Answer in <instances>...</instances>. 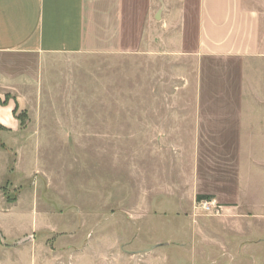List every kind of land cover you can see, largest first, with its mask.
Instances as JSON below:
<instances>
[{
	"label": "rangeland",
	"instance_id": "1",
	"mask_svg": "<svg viewBox=\"0 0 264 264\" xmlns=\"http://www.w3.org/2000/svg\"><path fill=\"white\" fill-rule=\"evenodd\" d=\"M163 1L174 25L196 0ZM170 36L49 56L22 85V143L0 140V264H264V212L195 199L187 154L159 145L157 110L189 104L174 92L198 69Z\"/></svg>",
	"mask_w": 264,
	"mask_h": 264
},
{
	"label": "crops",
	"instance_id": "2",
	"mask_svg": "<svg viewBox=\"0 0 264 264\" xmlns=\"http://www.w3.org/2000/svg\"><path fill=\"white\" fill-rule=\"evenodd\" d=\"M166 8L158 0H0L1 143H22V85L36 83L37 66L46 57L134 55L150 49L155 37L165 41L169 30V47L191 57L198 69L193 90L174 92L189 96V104L157 110L165 113L157 118L159 145L187 154L195 199L212 197L225 208L248 209L259 217L264 0H196L170 11L174 25L163 15ZM0 230L4 233L1 225Z\"/></svg>",
	"mask_w": 264,
	"mask_h": 264
},
{
	"label": "built area",
	"instance_id": "3",
	"mask_svg": "<svg viewBox=\"0 0 264 264\" xmlns=\"http://www.w3.org/2000/svg\"><path fill=\"white\" fill-rule=\"evenodd\" d=\"M212 206V202L210 201H202L201 206H203L204 208H207L208 210H210L209 206Z\"/></svg>",
	"mask_w": 264,
	"mask_h": 264
},
{
	"label": "trees",
	"instance_id": "4",
	"mask_svg": "<svg viewBox=\"0 0 264 264\" xmlns=\"http://www.w3.org/2000/svg\"><path fill=\"white\" fill-rule=\"evenodd\" d=\"M200 199V198H199ZM202 199V198H201Z\"/></svg>",
	"mask_w": 264,
	"mask_h": 264
}]
</instances>
